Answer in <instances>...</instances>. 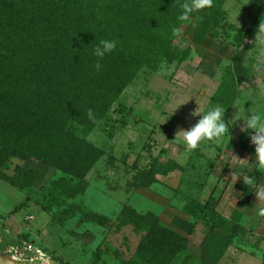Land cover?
<instances>
[{"label": "rangeland", "instance_id": "rangeland-1", "mask_svg": "<svg viewBox=\"0 0 264 264\" xmlns=\"http://www.w3.org/2000/svg\"><path fill=\"white\" fill-rule=\"evenodd\" d=\"M223 9L202 36L205 11L190 16L176 42L182 53L142 68L94 128L71 123L97 148L82 177L22 140L13 146L30 157L0 155L3 253L39 264H92L99 253L97 264H264V205L254 192L264 188V170L255 166L254 130L242 132L244 119L235 118L238 107L251 115L264 106V0H225ZM221 84L236 91L230 106ZM215 105L226 110L229 135L197 150L176 139ZM30 169L38 174L22 176ZM154 225L181 235L179 245L142 258L137 250Z\"/></svg>", "mask_w": 264, "mask_h": 264}, {"label": "trees", "instance_id": "trees-1", "mask_svg": "<svg viewBox=\"0 0 264 264\" xmlns=\"http://www.w3.org/2000/svg\"><path fill=\"white\" fill-rule=\"evenodd\" d=\"M183 2L0 0L1 157H30L24 148L13 146L22 140L36 145L44 162L82 177L97 148L79 137L71 123L94 128L142 68L156 69L182 53L176 42L187 21L178 19ZM224 2L213 0V6L204 9L197 36L222 21ZM102 39L117 41V48L101 60L94 49ZM98 60L100 72L94 68ZM227 87L221 84L218 93L229 91L225 104L230 106L237 95ZM37 174L30 169L22 176ZM160 229L151 226L138 256L167 254L172 243L179 245L181 235L165 236ZM172 235L176 242H169ZM99 261L100 253L92 264Z\"/></svg>", "mask_w": 264, "mask_h": 264}, {"label": "clouds", "instance_id": "clouds-1", "mask_svg": "<svg viewBox=\"0 0 264 264\" xmlns=\"http://www.w3.org/2000/svg\"><path fill=\"white\" fill-rule=\"evenodd\" d=\"M213 6V0H184L181 5L182 12L178 19L186 21L190 15L200 12L206 8ZM259 31L264 32V23L260 24ZM117 48V41L111 39H102L94 49V55L101 60L112 53ZM163 68V65L161 66ZM94 68L97 72L101 71L102 64L99 60L95 63ZM261 95H264L262 90ZM238 107V106H237ZM236 114V119L243 118L246 127L241 128L242 132L247 133L249 130H254L255 134L251 136L252 142L256 145V159L255 166L257 170H264V106L259 109H250L251 115H241L240 108ZM200 108L193 113V115L200 114ZM226 110L220 106L215 105L203 112L202 118L190 130H181L177 133L176 139H182L187 148L197 150L205 141H212L219 143L228 134V125L224 121ZM248 186L253 185V179H245ZM257 194V203L264 205V188H258L254 191ZM257 215L264 217V206L257 209Z\"/></svg>", "mask_w": 264, "mask_h": 264}, {"label": "water", "instance_id": "water-1", "mask_svg": "<svg viewBox=\"0 0 264 264\" xmlns=\"http://www.w3.org/2000/svg\"><path fill=\"white\" fill-rule=\"evenodd\" d=\"M0 264H39L38 262H26L21 259H17L11 254L3 253L0 250Z\"/></svg>", "mask_w": 264, "mask_h": 264}, {"label": "built area", "instance_id": "built-area-1", "mask_svg": "<svg viewBox=\"0 0 264 264\" xmlns=\"http://www.w3.org/2000/svg\"><path fill=\"white\" fill-rule=\"evenodd\" d=\"M32 247V246H31Z\"/></svg>", "mask_w": 264, "mask_h": 264}]
</instances>
